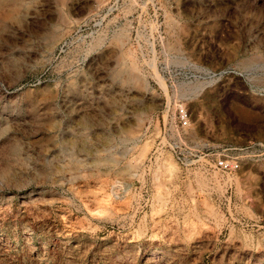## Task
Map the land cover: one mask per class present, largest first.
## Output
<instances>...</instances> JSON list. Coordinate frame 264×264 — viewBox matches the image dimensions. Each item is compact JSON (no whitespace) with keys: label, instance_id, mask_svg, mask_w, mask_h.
<instances>
[{"label":"rangeland","instance_id":"obj_1","mask_svg":"<svg viewBox=\"0 0 264 264\" xmlns=\"http://www.w3.org/2000/svg\"><path fill=\"white\" fill-rule=\"evenodd\" d=\"M116 1L0 0V264H264V0Z\"/></svg>","mask_w":264,"mask_h":264},{"label":"bare ground","instance_id":"obj_2","mask_svg":"<svg viewBox=\"0 0 264 264\" xmlns=\"http://www.w3.org/2000/svg\"><path fill=\"white\" fill-rule=\"evenodd\" d=\"M36 2V1H35ZM44 2V1H43ZM48 2V1H47ZM93 2V1H92ZM115 2L116 3H118L116 0H115ZM26 2H25V0H11V2L9 3V4H7V5H5V7L4 8H8L13 14H16V13H19L21 10H23L24 8V4H25ZM32 3V2H31ZM28 4V3H27ZM35 4H38V3H35ZM40 4V3H39ZM46 4V3H45ZM49 4V3H48ZM52 4V3H51ZM30 5V4H29ZM118 5V4H117ZM35 6V5H34ZM53 6V5H52ZM59 6V5H58ZM54 7V6H53ZM77 7V6H76ZM85 7V6H84ZM113 7V6H112ZM117 7V6H116ZM2 8V7H1ZM23 8V9H22ZM30 8V7H29ZM35 8V7H34ZM50 8V7H49ZM71 8V7H70ZM73 8V7H72ZM110 8V7H109ZM43 9V8H42ZM48 9V8H47ZM116 9V8H115ZM35 10V9H34ZM26 11V10H25ZM28 11V10H27ZM51 11V10H50ZM84 11V10H83ZM23 12H24V10H23ZM34 12V11H33ZM26 13V12H25ZM27 14H29V13H27ZM82 14V13H81ZM24 15V14H23ZM38 15V14H37ZM43 15V14H42ZM47 15V14H46ZM45 15V13H44V16H46ZM55 15V14H54ZM53 15V16H54ZM25 16H26V14H25ZM32 17H34V16H32ZM40 17H41V15H40ZM48 17V16H47ZM51 18H52V16H50ZM128 17H129V15H128ZM127 17V18H128ZM25 18V17H24ZM45 18V17H44ZM35 19V18H34ZM14 20V19H13ZM28 20V19H27ZM39 20H42V21H44L42 18L40 19L39 18ZM104 20V19H103ZM122 20V19H121ZM9 21V20H8ZM53 21V20H52ZM52 21H51V23H52ZM38 22V21H37ZM67 22H68V20H67ZM39 23V22H38ZM70 23V22H69ZM11 24V23H10ZM32 24V23H31ZM83 24V23H82ZM8 25V24H7ZM42 25H44V24H42ZM88 25V24H87ZM19 26V25H18ZM34 26V25H33ZM4 27V26H3ZM29 27V26H28ZM35 27H36V24H35ZM11 28V27H10ZM33 28V27H32ZM42 28V27H41ZM9 29V28H8ZM29 29V28H28ZM39 29V28H38ZM50 29V28H49ZM58 29V28H57ZM6 30V29H5ZM62 30H63V28H62ZM19 31V30H18ZM2 32V31H1ZM5 32V31H4ZM9 32V31H8ZM21 32V31H20ZM30 32V31H29ZM38 32V31H37ZM36 32V33H37ZM50 32V31H49ZM25 33V32H24ZM8 34V33H7ZM18 33H16V35H17ZM49 34V33H48ZM57 34V33H56ZM2 35V34H1ZM0 35V36H1ZM45 35V34H44ZM15 36V35H14ZM25 36V35H24ZM55 36V35H54ZM2 37V36H1ZM13 37V36H12ZM20 37V35L18 36V38ZM23 37V36H22ZM8 39V38H7ZM3 41H4V39H3ZM3 41H1V42H3ZM159 160V159H158ZM115 182V181H114ZM116 183V182H115ZM115 183H113L114 185H115ZM117 184V183H116ZM116 186V185H115ZM117 188V187H116ZM120 189V188H119ZM114 190V189H113ZM122 195V194H121ZM127 195V194H126ZM123 196V195H122ZM121 196V197H122ZM111 197V196H110ZM128 198V197H127ZM116 200V199H115ZM114 200V201H115ZM99 202H100V200H98ZM104 200L102 199V202H103ZM114 201H113V203H114ZM93 203V202H92ZM103 203H107V202H103ZM100 204H101V202H100ZM107 205H108V203H107ZM103 206V205H102ZM111 206V205H110ZM100 209V208H99ZM98 209V210H99ZM105 209V208H104ZM117 209V208H116ZM110 211V210H109ZM100 212H102V210L100 211ZM103 213V212H102ZM112 215V214H111ZM194 228V227H193ZM196 231V230H195ZM193 232H194V230H193ZM192 235V234H191ZM165 238V237H164ZM145 248V247H144ZM166 250V249H165ZM175 250V249H174ZM177 250V249H176ZM171 251V250H170ZM173 251V250H172ZM178 251V250H177ZM139 252V251H138ZM152 254V253H151ZM166 254V253H165ZM146 255V254H145ZM173 255V254H172ZM157 255H155V257H156ZM170 256V255H169ZM172 257V256H171ZM132 258V257H131ZM144 258V257H143ZM154 258V257H153ZM159 258V257H158ZM157 258V259H158ZM162 259V258H161ZM151 261V259H148V261ZM154 260V259H153ZM156 260V259H155ZM131 261V260H130ZM156 262V261H155ZM160 262V261H159ZM161 263V262H160ZM154 264V263H153Z\"/></svg>","mask_w":264,"mask_h":264},{"label":"built area","instance_id":"obj_3","mask_svg":"<svg viewBox=\"0 0 264 264\" xmlns=\"http://www.w3.org/2000/svg\"><path fill=\"white\" fill-rule=\"evenodd\" d=\"M179 117H180V124L182 127H188L189 126V116L185 109L179 110ZM216 167L226 171V172H233L239 169V164L234 161H228V160H219L216 163Z\"/></svg>","mask_w":264,"mask_h":264}]
</instances>
